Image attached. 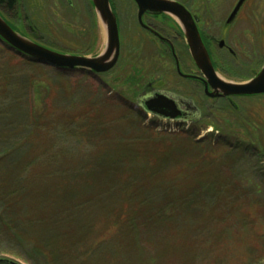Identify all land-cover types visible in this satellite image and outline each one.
<instances>
[{
    "label": "rangeland",
    "instance_id": "obj_1",
    "mask_svg": "<svg viewBox=\"0 0 264 264\" xmlns=\"http://www.w3.org/2000/svg\"><path fill=\"white\" fill-rule=\"evenodd\" d=\"M235 1L222 0V11ZM250 1L257 29L241 39L244 66L222 71L234 83L264 61V0ZM18 2L2 15L29 40L70 56L105 50L106 30L87 1ZM130 3L111 2L128 47ZM122 71L57 69L0 40V259L264 264L259 121L247 133L239 117L215 112L217 100L197 126L144 113Z\"/></svg>",
    "mask_w": 264,
    "mask_h": 264
},
{
    "label": "flooded vegetation",
    "instance_id": "obj_2",
    "mask_svg": "<svg viewBox=\"0 0 264 264\" xmlns=\"http://www.w3.org/2000/svg\"><path fill=\"white\" fill-rule=\"evenodd\" d=\"M59 2H74L76 0H58ZM87 1L91 6V0ZM184 7L191 16L192 23L197 30L200 39L208 53L211 64L215 72L226 81L223 70H234L236 67L244 66L243 56L240 53L241 39L249 37V28L255 35L257 27L254 24L255 16L247 12L246 0L238 11L232 23L227 24L228 17L232 13L236 3L230 6L225 12L224 5L220 4L222 0H168ZM251 0L250 2H256ZM113 0H109L111 9ZM131 2L132 26L130 47L123 44V32L121 21L114 9L113 12L117 19V26L120 41V51L116 65L123 68L122 73L127 76L123 83L130 87L133 96L132 100H137L139 108L144 113H152L158 118L173 120L179 124H192L197 126L202 123L205 117H209L208 112L214 105V100L222 103L216 106V113L220 115H234L237 118L236 125L245 131L250 132L253 128V121H259L261 132L264 133V122L260 114H264V94L252 96H228L213 98L210 95L214 93L212 85L204 79V75L197 67L190 52V47L186 37L187 27L179 19L168 13H153L145 11L139 15L140 8L135 0H124ZM262 2V1H259ZM94 8V7H93ZM9 14L14 11H8L0 4V14L2 11ZM4 18V17H3ZM264 22V17L261 23ZM252 23V24H251ZM252 35V36H254ZM255 37V36H254ZM125 43V42H124ZM261 67L252 69L255 73L246 81H250L260 72ZM246 69L250 66H245ZM113 68V69H114ZM111 69L109 72L113 71ZM129 69V70H128ZM126 72L125 74V71ZM107 72V73H109ZM91 76L101 74L88 73ZM106 74V73H103ZM221 77V76H220ZM172 87V88H171ZM162 98L163 101L154 102L152 105L159 107L166 112H175L177 116L173 119L156 115L147 108V102ZM244 100L243 106L239 107L236 100ZM256 104V107L254 104ZM253 106V107H252ZM255 108H257L258 114ZM214 112H211V115ZM218 115V114H217ZM241 115V116H240ZM255 116V117H254ZM241 117L244 118L242 121ZM240 119V120H239ZM255 119V120H254ZM243 123V124H242Z\"/></svg>",
    "mask_w": 264,
    "mask_h": 264
},
{
    "label": "water",
    "instance_id": "obj_3",
    "mask_svg": "<svg viewBox=\"0 0 264 264\" xmlns=\"http://www.w3.org/2000/svg\"><path fill=\"white\" fill-rule=\"evenodd\" d=\"M100 21L106 30V47L102 54L95 57L74 56L60 54L50 49L44 48L39 44L29 40L21 34L14 31L11 26L4 20L0 14V40L15 50L19 55H23L34 62L54 67L57 69L74 71L82 70L93 74H102L110 71L116 65L120 51L119 32L116 16L111 9L109 0H91ZM140 8L139 15L145 11L153 13H168L179 19L185 25L192 24L187 27L186 37L190 47V52L197 67L204 75V79L208 81L214 93L210 96L228 97V96H252L264 94V64L256 77L247 82L234 83L226 81L220 77L211 64L207 51L195 30L190 13L181 5L168 0H135ZM246 0H238L232 13L228 17L227 24L232 23L238 11ZM163 101L162 98L156 101L147 102L149 111L165 118H175L177 113L166 112L157 106H153L154 102ZM0 263L17 264L9 260L0 259Z\"/></svg>",
    "mask_w": 264,
    "mask_h": 264
},
{
    "label": "trees",
    "instance_id": "obj_4",
    "mask_svg": "<svg viewBox=\"0 0 264 264\" xmlns=\"http://www.w3.org/2000/svg\"><path fill=\"white\" fill-rule=\"evenodd\" d=\"M0 4L7 9L8 11H15L16 7L18 6L19 2L18 0H0ZM133 96H130V98H132ZM159 212H162L163 210L159 209ZM158 219L160 220L161 218L158 217ZM169 222V221H167Z\"/></svg>",
    "mask_w": 264,
    "mask_h": 264
}]
</instances>
